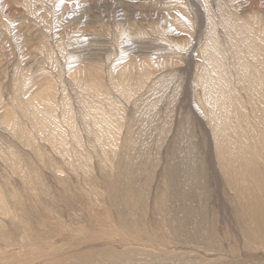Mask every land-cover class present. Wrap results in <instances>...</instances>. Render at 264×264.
Here are the masks:
<instances>
[{"label": "rangeland", "instance_id": "rangeland-1", "mask_svg": "<svg viewBox=\"0 0 264 264\" xmlns=\"http://www.w3.org/2000/svg\"><path fill=\"white\" fill-rule=\"evenodd\" d=\"M25 1L0 0V264H255L256 258L264 260V244L257 249L238 218V203L213 166L202 124L190 104L201 95V88L190 78L197 60L194 51L207 34L205 19L215 22L209 9L214 10L216 2L211 0L213 6H208L204 0H44L43 4L35 0L36 10L30 13L33 9ZM230 1L242 15L256 11L264 20V0ZM169 16H178L183 26ZM223 31L215 27L213 33L218 35L220 58L226 60L230 45ZM180 35L186 39L182 50L176 42ZM166 61L180 64L157 68ZM123 65L128 77L125 82L124 74L122 85L131 88L127 97L110 82L113 68ZM78 66L88 73L70 78L69 70ZM17 69L26 76H15ZM94 71L103 77L104 93L109 91L123 108V144L113 171L108 167L101 171L94 122L89 114L86 117L87 100L100 98L91 88L101 84ZM48 78H56L58 95L65 94L62 100L71 105L70 120L65 104L60 112L48 115L53 116L51 121L43 113L48 110L23 103V95L41 88ZM81 93L97 98H83ZM101 103L106 105L102 97ZM5 108L13 112V123L5 122ZM181 127L195 132L199 143L197 147L188 140L196 151L192 167L197 181L191 186V171L188 164H181L175 141ZM77 134L90 160L89 174L80 164V148L73 140ZM63 142L72 161L64 155ZM190 188L198 190L200 206L206 211L197 218L207 223L202 241L183 231L180 226L187 223L175 214L182 207V193L189 189L192 194ZM194 224L196 220L188 223L189 229ZM263 226L252 230L255 236L256 228L264 231Z\"/></svg>", "mask_w": 264, "mask_h": 264}, {"label": "bare ground", "instance_id": "bare-ground-1", "mask_svg": "<svg viewBox=\"0 0 264 264\" xmlns=\"http://www.w3.org/2000/svg\"><path fill=\"white\" fill-rule=\"evenodd\" d=\"M33 1L35 2V0L25 1L27 7L30 10L33 9L30 13L35 12L36 10L32 7V5H34ZM37 1L43 4L44 0ZM214 1L216 2L215 9H209V12L214 17L215 22H211L212 18H210V20H208V18L205 19L204 22L207 25V34L205 35L202 44L194 51L197 60H195L193 77L188 76V79L190 77L195 86L198 85L201 88V95L199 97L195 95V98L190 104L202 124L201 132L206 138L209 155L214 160L213 166L218 169L219 173L224 178H222L223 181L226 182L230 188L235 202L238 203V218L243 222L248 233H251L250 235L253 236L251 237L253 238V244L256 245L258 249L259 245L264 244V231L263 228H256L255 231L257 236H255L252 230L257 226H262L264 223V20L261 15L255 13L256 11L253 14H251V12L249 15H242L239 12L238 5L236 6L235 3L230 0ZM204 2L208 6H213L211 5V0H204ZM168 18L176 23H180L182 26L184 24L182 19H178V16H169ZM247 20H249V23L244 24ZM215 27L223 28V35L228 38L230 48L229 56L226 60H221L218 53V47L216 44L218 35L213 33ZM178 33L183 34V30L179 29ZM59 36L62 37L63 33H59ZM176 40L177 46H179L181 50L184 49L186 39L182 38L180 35L179 37L177 36ZM60 50H64L63 46H61ZM164 63L163 66L158 65L157 68L161 67L162 69H169L172 65L180 64V61H166ZM132 66L133 65H131V67ZM80 69L81 67L78 66L76 69L69 70L68 74L70 75V78L74 76L79 77L80 75L88 73L87 71H84L85 73L83 71L81 72ZM126 69L128 68L125 65L117 69L113 68L115 74L111 73V75H114V77L112 78L110 75V82L117 87V90L124 97H127V94L130 93L131 90L130 86L125 87L122 85L125 76L124 74H126V79L124 81H127L128 71H125ZM133 69L131 68V70ZM89 71H91V69ZM95 72L96 71H94V73ZM44 73L47 74V71H44ZM98 74L99 73H95L94 75L98 76L96 80L101 84H96V86L91 88L98 96H100V98L98 97L97 102L88 100L87 104H85L86 102H83L86 106V117H88L89 114L91 116V118H89L94 122L93 130L100 149L99 164L101 171L107 167L113 171L116 164L115 159L118 157L122 146L121 141L123 137L121 136V133L122 127L125 126L123 122L124 114L123 108L114 102L109 95V91L104 93L102 89L103 82L101 80L103 77ZM15 76L22 77L26 76V74L24 75V73L17 69L15 70ZM86 76H88V74H86ZM95 78L96 77H94V80ZM55 79L52 81L48 78L45 84H41V88L33 89L28 94H24L23 103H25V105H30L37 110H48V112L44 111L43 113L47 115L46 119H51V121L53 116L49 117L48 115L55 114L56 111L60 112L61 106L65 104L67 108L65 114L70 120L71 116H74L71 105H67V103L62 100L65 98V94L62 93V96L58 95V85L55 82ZM118 83L122 88L118 86ZM85 84L86 83H84V85ZM102 93L104 94L102 95ZM86 94L87 93H81L83 98H87L90 95L92 98H97L94 94ZM156 94H158V92H156ZM101 97L106 105L101 103ZM141 97H143L142 94ZM161 102L162 101H160V103ZM247 104H249V106ZM147 105L148 106H145L146 110L147 107L150 108V104ZM135 107L137 108V106ZM4 110L5 122L13 123L15 120L13 112L10 110L7 111L6 108ZM138 111L140 110L138 109ZM148 111H146V113H148ZM62 115L64 116V112H62ZM156 120L155 122H157ZM184 120L186 122L189 121L188 118ZM48 122L49 121L45 122V127L49 128L51 123ZM150 124L151 123L148 124V127H151L152 124ZM52 126H54L53 122ZM194 133L195 132L193 131H187L185 127H181L178 129V135L175 139L179 148V160L181 161V164H188V166L186 164L184 165H186L191 171V174L189 173L190 177H188V182L190 184L187 182L189 186H191V182L197 181L195 168L192 167L195 166L194 160L196 151L193 146L188 143V140H191L193 144L197 147L199 146ZM73 140L76 142L75 145L77 149L80 148V158L82 160L80 164L83 165L89 174L88 163H90V160L89 157L84 154L85 151L80 147L81 144L78 134L73 135ZM64 149L65 157L67 156L68 161H72L67 150L68 146H66L65 143ZM184 165L181 166L184 167ZM183 167L179 169L183 170ZM181 170L179 176L181 182H184V179L182 180V178H184V173ZM187 184L185 185L188 188L189 186ZM192 189L193 188H190V190ZM187 191L184 192L187 193ZM196 192L198 193V190H194L192 194L187 193L189 196L185 195L186 193H182V207H179L178 211H175V214L181 217L180 220H182V223H187L185 225L182 224L181 226L179 224L177 225L184 228L183 231L186 230L187 233H192L197 240L202 241V234L207 227V223L198 222L197 218L204 216L206 211L200 206L198 200L199 197ZM195 220L196 224L192 226L193 229H189L188 223L190 224V222H194ZM171 222L172 221H169L168 223L170 224ZM171 225L173 226V224ZM180 234H182V232ZM180 236L181 235H179V238ZM255 261V264H264L263 259L256 258ZM223 264H229V262L225 261Z\"/></svg>", "mask_w": 264, "mask_h": 264}]
</instances>
